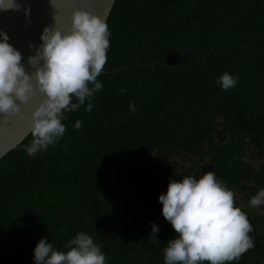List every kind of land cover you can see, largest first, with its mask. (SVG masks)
<instances>
[{
	"label": "trees",
	"instance_id": "obj_1",
	"mask_svg": "<svg viewBox=\"0 0 264 264\" xmlns=\"http://www.w3.org/2000/svg\"><path fill=\"white\" fill-rule=\"evenodd\" d=\"M107 24L92 110L67 113L63 138L34 158L30 135L0 160V264H34L41 239L64 250L78 232L106 264H164L177 236L158 202L170 179L199 178L195 159L233 192L255 179L237 147L204 142L239 131L264 144V0H116ZM224 72L238 77L227 91L216 83ZM246 214L255 246L231 264H264L259 220Z\"/></svg>",
	"mask_w": 264,
	"mask_h": 264
},
{
	"label": "clouds",
	"instance_id": "obj_2",
	"mask_svg": "<svg viewBox=\"0 0 264 264\" xmlns=\"http://www.w3.org/2000/svg\"><path fill=\"white\" fill-rule=\"evenodd\" d=\"M15 8L18 5L11 0L9 7L0 9ZM70 22L66 33L44 28L39 49L28 59L35 69L31 74L21 63V53L8 43L7 34L0 32V115L17 116L20 105L37 94L43 97L31 115L32 140L24 147L29 157L55 146L66 132L62 123L66 114L85 105L84 111L90 112L95 94L103 88L98 77L110 47L108 24L80 10L72 13ZM237 80L224 72L216 83L227 91L235 87ZM120 91L123 94L126 90ZM129 110L136 112L132 101ZM81 127L82 122L76 121L75 128ZM158 202L162 216L177 234L166 243L164 264H231L255 246L247 214L235 205L234 192L218 181L213 171L199 178L170 179L167 192L159 196ZM249 206L264 215V188L249 198ZM151 228L150 240L159 243V227L152 224ZM63 249L57 250L47 239H41L34 249V264H106L100 246L86 232H78Z\"/></svg>",
	"mask_w": 264,
	"mask_h": 264
},
{
	"label": "water",
	"instance_id": "obj_3",
	"mask_svg": "<svg viewBox=\"0 0 264 264\" xmlns=\"http://www.w3.org/2000/svg\"><path fill=\"white\" fill-rule=\"evenodd\" d=\"M116 0H14L18 8L0 9V32L7 34L8 43L18 50L27 73L35 71L29 63L39 49L40 36L45 27L66 33L71 27L70 17L74 11H86L106 22ZM11 0H0V8L10 6ZM27 12V15H26ZM31 46V47H30ZM42 63V62H41ZM43 97L37 94L24 105L19 115H0V160L15 150L31 134V115Z\"/></svg>",
	"mask_w": 264,
	"mask_h": 264
},
{
	"label": "flooded vegetation",
	"instance_id": "obj_4",
	"mask_svg": "<svg viewBox=\"0 0 264 264\" xmlns=\"http://www.w3.org/2000/svg\"><path fill=\"white\" fill-rule=\"evenodd\" d=\"M236 137L237 139L235 142L234 140H231V136L224 131H216L214 137L209 136L207 138V140L204 142V146L205 149H214L215 146L219 145L220 147H223L225 151H229V148L231 147H237L242 151L240 156L237 155L239 157V162L243 163L247 170H251L253 172L255 179L251 183L247 181L242 183V187H247V191H243V188L234 190L235 201L238 203V207L241 208L244 213L256 215L259 220V226L261 227V235L264 236V215L258 214L249 206V198L255 195L259 189L264 188V144H261V146L259 145V142H257L258 144H250L249 137H246L244 140L242 138V133L239 131ZM195 160L196 163L194 162L195 165L193 171L198 170V175L200 174L199 177L204 175L199 171H202L204 167L206 169L204 170L205 173L212 171V166H207L208 161L201 163L199 159ZM182 162L180 163L182 164ZM199 162L200 164H198ZM195 173L196 172H193L191 175L193 176ZM239 180H241V177H239ZM261 210L264 211V206H261ZM261 245H264V240Z\"/></svg>",
	"mask_w": 264,
	"mask_h": 264
}]
</instances>
